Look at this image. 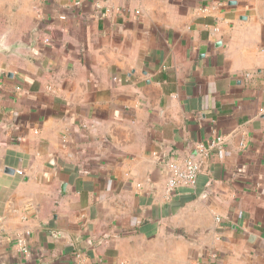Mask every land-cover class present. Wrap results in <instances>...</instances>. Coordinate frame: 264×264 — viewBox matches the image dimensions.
<instances>
[{
    "label": "crops",
    "instance_id": "0c3cea01",
    "mask_svg": "<svg viewBox=\"0 0 264 264\" xmlns=\"http://www.w3.org/2000/svg\"><path fill=\"white\" fill-rule=\"evenodd\" d=\"M0 24L23 45L0 53V264H264V0H0Z\"/></svg>",
    "mask_w": 264,
    "mask_h": 264
},
{
    "label": "built area",
    "instance_id": "2783aa9c",
    "mask_svg": "<svg viewBox=\"0 0 264 264\" xmlns=\"http://www.w3.org/2000/svg\"><path fill=\"white\" fill-rule=\"evenodd\" d=\"M44 43L49 44L50 40L45 39ZM221 144L222 139L219 138L216 143L212 144V146H220ZM206 152L207 148L200 144L198 146V158L188 159L183 165L172 166L170 175L167 179V194L169 197L176 195L181 189L197 188ZM18 244L24 253H29L26 239L20 238Z\"/></svg>",
    "mask_w": 264,
    "mask_h": 264
},
{
    "label": "water",
    "instance_id": "95a60500",
    "mask_svg": "<svg viewBox=\"0 0 264 264\" xmlns=\"http://www.w3.org/2000/svg\"><path fill=\"white\" fill-rule=\"evenodd\" d=\"M5 43H6V38H0V53L6 56L15 53L17 48H20L23 46L21 42L16 43L13 46H6ZM197 156H198V152H197L196 157Z\"/></svg>",
    "mask_w": 264,
    "mask_h": 264
},
{
    "label": "rangeland",
    "instance_id": "374dc122",
    "mask_svg": "<svg viewBox=\"0 0 264 264\" xmlns=\"http://www.w3.org/2000/svg\"><path fill=\"white\" fill-rule=\"evenodd\" d=\"M0 25H2V24H0Z\"/></svg>",
    "mask_w": 264,
    "mask_h": 264
}]
</instances>
